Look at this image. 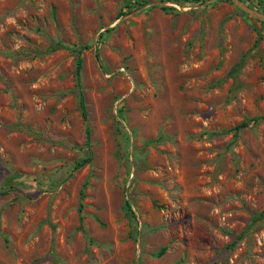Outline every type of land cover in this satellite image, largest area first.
<instances>
[{
	"label": "rangeland",
	"instance_id": "rangeland-1",
	"mask_svg": "<svg viewBox=\"0 0 264 264\" xmlns=\"http://www.w3.org/2000/svg\"><path fill=\"white\" fill-rule=\"evenodd\" d=\"M134 1L0 0V264H264V21Z\"/></svg>",
	"mask_w": 264,
	"mask_h": 264
},
{
	"label": "trees",
	"instance_id": "trees-1",
	"mask_svg": "<svg viewBox=\"0 0 264 264\" xmlns=\"http://www.w3.org/2000/svg\"><path fill=\"white\" fill-rule=\"evenodd\" d=\"M134 3L137 5V6H141L143 4L146 3V1H139V0H135ZM155 6V5H153ZM263 10V9H262ZM264 11V10H263ZM83 47H86V46H83ZM82 47V48H83ZM80 50L81 48L78 50V52L80 53ZM81 65H82V60H81V57L78 56L77 58V63H76V78H77V87L79 89L78 91V96H79V104H80V107H81V114L83 116V118L86 120L87 119V112H86V109H85V105H84V98H83V94H82V90H81V83H80V70H81ZM260 118H264V116H256V117H252L250 118V120H245V121H242L240 122L239 124H237L236 126H234L232 129L234 131V133H236L237 131H239L240 129L246 127L249 125V123L252 121V122H257ZM89 138H90V129L89 127L87 126L86 127V130H85V143H88L89 142ZM88 157L85 159L87 160ZM83 163V162H80L79 165ZM4 194L5 191H1L0 194ZM126 206H127V209L129 211H131V208H130V203L128 200H126ZM165 251V247H162L159 249L158 251V254L161 255L163 254Z\"/></svg>",
	"mask_w": 264,
	"mask_h": 264
},
{
	"label": "water",
	"instance_id": "water-1",
	"mask_svg": "<svg viewBox=\"0 0 264 264\" xmlns=\"http://www.w3.org/2000/svg\"><path fill=\"white\" fill-rule=\"evenodd\" d=\"M238 8L247 13L250 17H253L257 20L264 21V12L252 8L245 4L242 0H231Z\"/></svg>",
	"mask_w": 264,
	"mask_h": 264
}]
</instances>
